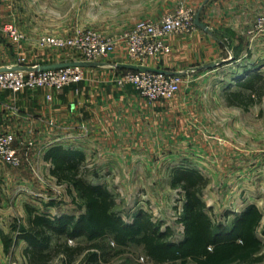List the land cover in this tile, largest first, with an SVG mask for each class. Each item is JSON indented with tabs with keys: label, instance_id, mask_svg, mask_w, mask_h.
I'll list each match as a JSON object with an SVG mask.
<instances>
[{
	"label": "rangeland",
	"instance_id": "rangeland-1",
	"mask_svg": "<svg viewBox=\"0 0 264 264\" xmlns=\"http://www.w3.org/2000/svg\"><path fill=\"white\" fill-rule=\"evenodd\" d=\"M143 1L0 0V22L13 24L25 35L23 43L28 46L30 63L39 62V56L83 61L75 50L42 46L39 39L70 38L84 31L116 38L130 29L120 25L144 8ZM200 4V0H156L153 8L157 14L162 6L167 13L185 6L196 13ZM220 38L226 43V35L220 34ZM195 75L183 76L179 91L169 100L149 103L138 94L147 105L157 108L154 118L144 117L139 111L137 140L87 142L80 147L86 152L80 174L94 185L106 186L125 223L145 212L162 229L170 227L176 241L183 236V226L178 222L183 196L170 184L172 173L182 168L195 169L208 179L202 198L215 222L228 225L246 205L255 203L264 223V109L248 113L225 110L211 86L199 85ZM229 119L236 122L228 123ZM46 144V148L53 146ZM12 148L16 164L0 159V229L8 232L15 219L25 224V205L56 218L84 213L73 188L51 175L52 163L50 159L45 161L46 155L32 157L27 150L20 153L13 141ZM258 233L264 240L261 230ZM79 240L67 242L74 246ZM107 241L113 243L110 238ZM12 258L8 264H19L18 257ZM57 258L50 264H61ZM77 260L72 264H86ZM101 264L155 263L141 248L128 246L117 254L111 252Z\"/></svg>",
	"mask_w": 264,
	"mask_h": 264
},
{
	"label": "crops",
	"instance_id": "crops-1",
	"mask_svg": "<svg viewBox=\"0 0 264 264\" xmlns=\"http://www.w3.org/2000/svg\"><path fill=\"white\" fill-rule=\"evenodd\" d=\"M204 1L200 0V6ZM155 3L156 0H144L141 4L144 8L120 27L132 28L143 18L160 19L167 12L162 6L156 14ZM261 15L264 0H209L200 14L209 31L198 28L193 34L168 38L170 54L163 55L158 62L149 61L146 67L182 76L195 73L199 85L211 86L220 100L219 106L225 110L242 113L256 108L263 110L264 34L249 33ZM220 34L227 36L226 43ZM28 54L25 43L17 46L4 37L0 39V68L14 64L19 57H24L30 66L65 62L39 56V62L30 63ZM105 59L85 67L84 79L79 84L59 91L42 88L13 93L0 89V133H9L14 147L20 153L31 152L32 157L42 153L45 156L52 149L84 157L85 149L80 148L83 143L137 140L139 111L144 117L154 118L157 106L139 99L132 87L116 84L119 75L134 69L125 48H117ZM252 81L260 88L259 96L249 95L247 104L229 103L231 92L248 93L242 86ZM234 121L229 119L228 123ZM45 144L53 146L46 148ZM27 247L25 241H19L13 252L6 255L0 240V264H8L12 257H18L19 264H30L24 255ZM59 259L61 264H68L62 257Z\"/></svg>",
	"mask_w": 264,
	"mask_h": 264
},
{
	"label": "trees",
	"instance_id": "trees-1",
	"mask_svg": "<svg viewBox=\"0 0 264 264\" xmlns=\"http://www.w3.org/2000/svg\"><path fill=\"white\" fill-rule=\"evenodd\" d=\"M133 71V70H131ZM248 93L231 92L229 103L247 104L249 95H260L255 82L242 86ZM50 173L57 182H65L75 191L79 207L84 213L78 217L63 215L58 218L38 213L25 205L28 218L25 224L15 219L9 231L0 229L3 252L9 255L19 241H25L24 250L30 264H50L62 257L71 264H101L107 256L120 248L136 246L155 264H264L263 214L255 204H248L236 214L230 224L215 222L211 208L202 195L208 179L195 169H178L172 173L170 186L180 189L183 196L182 213L178 219L183 226L179 241L172 238L170 227L161 228L145 212L125 223L115 210V200L106 186L94 185L80 174L82 156L50 150ZM50 205H53L51 202ZM112 240L110 244L107 239ZM74 246L68 240H78Z\"/></svg>",
	"mask_w": 264,
	"mask_h": 264
},
{
	"label": "built area",
	"instance_id": "built-area-1",
	"mask_svg": "<svg viewBox=\"0 0 264 264\" xmlns=\"http://www.w3.org/2000/svg\"><path fill=\"white\" fill-rule=\"evenodd\" d=\"M195 14L193 8L182 6L158 20L143 18L116 38H109L95 31H84L70 38L41 37L39 43L46 47L75 50L83 61L90 63H98L123 45L127 59L135 70L118 76L115 80L117 85L130 86L147 102L154 103L171 99L179 91L183 76L152 70L146 64L151 60L158 62L163 55L170 54L168 38L190 35L197 30L194 24ZM249 33L264 34V15L255 19ZM3 37L17 46L25 41V35L13 24L0 22V39ZM17 66L31 69H11ZM36 66L27 65L25 59L19 57L14 64L7 66L9 69L0 72V89L13 93L42 88L59 91L77 85L84 79L82 67L38 71ZM12 141L9 133H0V159L16 164L18 160Z\"/></svg>",
	"mask_w": 264,
	"mask_h": 264
},
{
	"label": "water",
	"instance_id": "water-1",
	"mask_svg": "<svg viewBox=\"0 0 264 264\" xmlns=\"http://www.w3.org/2000/svg\"><path fill=\"white\" fill-rule=\"evenodd\" d=\"M209 0H205L202 5L199 7L198 11L195 14V18H194V24L197 28H200L206 32L209 31L208 27L203 24L200 20V14L205 6V4L208 2ZM93 63L90 62H86V61H68V62H60V63H55V64H43V65H38L36 66V70L38 71H43V70H51V69H60V68H67V67H90L92 66ZM9 68L5 67V68H0V72L5 71ZM11 69H26V70H30L31 68H27V67H13Z\"/></svg>",
	"mask_w": 264,
	"mask_h": 264
}]
</instances>
